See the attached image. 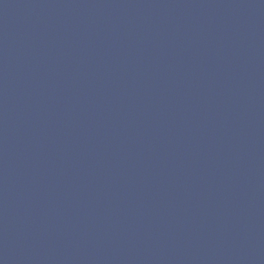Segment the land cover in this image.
<instances>
[{
  "label": "water",
  "instance_id": "water-1",
  "mask_svg": "<svg viewBox=\"0 0 264 264\" xmlns=\"http://www.w3.org/2000/svg\"><path fill=\"white\" fill-rule=\"evenodd\" d=\"M0 264H264V0H0Z\"/></svg>",
  "mask_w": 264,
  "mask_h": 264
}]
</instances>
